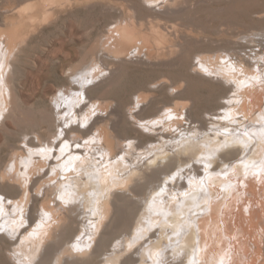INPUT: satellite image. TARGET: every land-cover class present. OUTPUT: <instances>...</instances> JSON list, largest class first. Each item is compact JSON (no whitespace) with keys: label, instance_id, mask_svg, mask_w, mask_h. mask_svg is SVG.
Wrapping results in <instances>:
<instances>
[{"label":"bare ground","instance_id":"1","mask_svg":"<svg viewBox=\"0 0 264 264\" xmlns=\"http://www.w3.org/2000/svg\"><path fill=\"white\" fill-rule=\"evenodd\" d=\"M70 1L38 0L31 7H17L11 28L0 32V119L8 118L13 95L22 102L12 64L17 45L26 41L37 25L50 24L53 18H58V11ZM166 1L141 0L146 6L162 4L167 14L179 10V0ZM67 32L63 31L60 42L58 39L52 48L44 46V59L34 60L32 64L35 77L40 76L38 73L48 60L51 65H60L65 70L69 66L65 81L55 82L59 90L53 94L51 102L44 100L43 94L36 96L50 107L45 130L32 128L20 132L24 137L35 133L37 142H33V135L28 136L33 144H28L26 150L23 145L19 151L16 149L14 170L0 173V187H4L1 190L15 193L7 196V192L0 190V195L6 196L0 197V230H4L1 234L17 232L19 222H25L18 216L29 217L30 228L40 214L39 222L33 227L19 229L25 233L24 241L20 239V246L14 250L19 263L37 260V264H66L74 257L78 264L82 262L79 258L102 254L100 264H136L137 261L141 264H264V47L254 49L255 52L252 49L249 54L240 53L242 56L235 58L232 53L224 52L214 60L199 57L194 70L226 82L234 94L223 100V112L210 114L211 122L206 130L199 127L195 136L181 138L175 143L178 147L174 153L160 150L164 143L157 144L150 150L153 159L140 164L146 159H142L143 154L132 163L127 156L117 157L120 153L109 157V153L116 150L117 142L121 144L120 136L115 134L117 128L110 121L118 111L114 107L108 116L99 115L108 110L110 104L102 97L92 96L91 90L108 82L115 71L105 70L103 61L99 64L95 57L102 54L104 60L108 53L123 60L132 45L137 51L138 45L144 43L151 47L156 40L159 47L164 44L163 36L149 33L133 15H124L97 40L91 49L93 58L88 60L89 57H84L86 53L81 52L83 58L74 62L78 55L75 54L77 31ZM65 45L69 51L64 52L62 59L56 51L66 50ZM167 47L172 50V45ZM222 57L225 62L220 64ZM136 100L137 105L142 103L141 96ZM185 108H188L186 104L183 110ZM183 110L166 107L142 125L150 131L160 125L165 128L163 135L172 134V128L179 129L185 118ZM137 113L138 117L140 113ZM84 124L88 127H83ZM85 132L90 136L86 135L82 142ZM68 135L77 139L72 143L66 138ZM36 143L41 149L33 147ZM121 147L123 145L118 148ZM96 151L101 158L96 156ZM7 197L12 199L9 204ZM13 210L17 212L15 216ZM86 210L95 212L93 223L103 228L98 238H89L88 243L87 239L74 238L69 241L71 245L60 247L58 231L65 230L69 220L75 221ZM135 210H139L138 215ZM120 230L127 233L118 238L110 252L104 253L111 235ZM108 236L110 238L105 239ZM18 251L21 253L17 254ZM67 253L69 258L64 262Z\"/></svg>","mask_w":264,"mask_h":264},{"label":"rangeland","instance_id":"2","mask_svg":"<svg viewBox=\"0 0 264 264\" xmlns=\"http://www.w3.org/2000/svg\"><path fill=\"white\" fill-rule=\"evenodd\" d=\"M37 1L38 0H0V32H7L11 28L10 24L15 20L14 14L17 7H31L33 3ZM162 1H164V3L167 2L166 0ZM177 4L178 6L181 5L179 10H177L178 12H169V14H167L168 12L163 10L162 4L146 6L141 0H71L66 3L64 6L65 8L58 11V18H53L50 24H45L43 26L37 25L36 29L31 30L27 40L17 45L15 55L12 57V64L15 67L14 73H16V80L19 82L18 91L22 102L17 100V97L15 98V95H13L14 100L12 102L11 111L7 116L8 118L5 120L1 117L2 119H0V173L4 170H14V161L16 159L14 153H17L15 152L16 149L19 151L20 146L23 145L26 150L28 144H33L30 142L31 139H28V136L29 138L32 137L31 135L34 137L35 133L24 137L20 132H23L25 129L31 130L32 128H43L42 130H45V126L47 125L45 117H50V107L44 104L42 102L43 100L36 99V96L43 94L42 97H44V100L46 99L48 103L51 102L53 94L57 93L59 90L55 82L65 81V73H67L66 71L69 66L66 67L65 70V68L63 69L60 65H51L49 60L43 64L42 72L38 73L40 75L39 77H35L34 74L32 75L33 61L44 59L43 57L45 55L42 52V49L45 48L44 46H46V48H52V44L57 43L56 41H58L59 37L63 36V31L67 32L70 31V29L75 30L78 36L75 54L80 56L76 55L74 62L83 58L85 53L86 55L84 57H89H86L89 60L93 58L91 49L94 48L97 40L105 35L109 27L116 24V21L124 18V15H133L138 22L143 24V28L147 29L149 33H160L163 36L164 44L158 47L155 43L156 40L151 38L152 41L155 40L152 45L153 47H149L142 43L138 45L137 51H135V45H132L123 60L121 58H113L108 53H105V56L109 59L104 57V60H102V54L95 57L98 59L97 62L99 64L100 60L103 61L105 70L108 69L107 71H110V69H114L115 71H113L114 75L112 74L113 78L111 77L108 82L91 90L92 96L102 97L105 102L110 104L109 108H107L108 110L99 113V115L108 116L107 114H109L114 107L119 113H116L118 115H113L115 118L110 121L111 124H115V128H117L115 134L120 136L121 140L119 141L121 144L117 142L116 150L111 153L112 155L107 151L110 155L109 157L120 153L117 157L121 158L127 156L128 162L132 163L135 157H139L143 154L141 155L142 159H146L142 160L140 164L144 161L145 164H147L153 159L150 150L155 148L157 144L164 143V146L160 148V150L163 149L170 153H174L178 147L175 143H178L181 138L195 136L197 134L195 130L199 127L202 128L201 130H206V127L210 126V114H213V112H223V100H226L228 96L234 94L235 91L229 84L222 80H218L212 76L198 74L194 70V68L197 67L196 63H198L199 57H204L207 60H214L219 53L223 52L225 54L232 53L235 58L237 56H242L240 53L245 55L246 52L249 54L253 51L255 52L257 49L262 50L264 47V0H179ZM128 9L132 11L133 14H129ZM22 43H24L23 46ZM261 43L263 44L261 45ZM170 45H172V50L170 47H167ZM260 46H262V48ZM65 47H67V45H65ZM252 49L253 51L251 52ZM67 50L69 51L68 47L66 50H57L56 54L59 55L58 57L60 58L65 57L64 52ZM79 52L84 54H80ZM225 54H222V56H226ZM104 62L105 65L109 64L108 67L104 65ZM219 62L220 64L224 63V58L222 57ZM193 64L195 66H193ZM198 66L200 67V65ZM45 78H48V82H45ZM138 96H141L142 103L137 105L136 99ZM82 104H84V102H82ZM185 104L188 108L183 110V105ZM166 107H176L180 111L183 110L185 113V118L179 126V129L173 127V133H169L168 135L162 134L165 128L162 129L160 125H155L158 129L154 128L151 131L147 128L144 129L142 122H147L156 117ZM84 108L86 109L88 107ZM136 112H138L137 114L140 113L138 117L137 115L135 116ZM96 114L97 113L94 115ZM142 117L144 119H141ZM87 125L88 124H84L83 127H88ZM166 129L169 130L167 127ZM69 135L66 138L68 140L70 139V142L72 140L73 143L77 138L74 140V136L72 137V135ZM86 135L87 132L83 134L84 138L83 136L82 138L84 140L82 142H85ZM88 136L90 135H87V137ZM58 137L61 138V135L58 134ZM163 138H165L166 142H163ZM34 140L35 141H32L37 142V138L34 137ZM119 145H123V147L118 148ZM34 146L40 147L41 149L40 144L37 145L36 143L33 147ZM96 154V156H100L101 158L102 155H100V153L98 154L97 152ZM13 156L15 158L14 160ZM149 156L150 158L147 159ZM136 161H138V159H136ZM1 188L4 187H0V190ZM8 193H11V190L5 195L13 196L15 194L13 192L11 194ZM5 195L4 197H6ZM4 197L2 196V198ZM39 197L41 198V196ZM7 199L8 197L6 201ZM9 199L11 202L12 199ZM9 199L7 201L8 204L10 203ZM41 201L42 199H40L38 203L40 204ZM39 204H37L38 208ZM51 205H53V203H51ZM129 210L132 212V209ZM12 212H15L14 214L12 213L13 216L17 213L14 210ZM131 212H129V214ZM136 212L138 215L139 210ZM36 213H38V211H36ZM83 213L84 214L81 215L79 214L80 218L77 217L79 220L77 218L75 219V221L78 220L79 222L69 220L66 226L70 227L67 228L65 226V230L61 228L62 230L58 231L60 247H64L68 243V245H71L69 241H71V239L74 240V238L76 240H82L83 238V240L87 239L85 241L86 243L91 239H95L94 237L98 238L97 234L100 235L102 232L101 229L103 228H97V226L94 225L93 218H96L95 212L93 210H91V212L90 210H86L83 211ZM18 219L25 222H19L20 224L17 232L15 231L16 233L5 232L1 234L4 230H0V264H20L15 257L16 251L14 250L24 241L22 238L25 233L19 231V229L22 230L23 228L25 229V227L28 229L30 222L27 220L30 218L21 219V216H18ZM39 219L40 214L34 223L37 224ZM127 219L129 220L130 216ZM128 220H126L127 222L125 221V223L128 224ZM34 223H31V227H33ZM124 225L123 223V227ZM22 226L23 228H21ZM87 228L88 230H83ZM99 229L101 231H98ZM123 229H125V227ZM81 231L83 232L82 234H80ZM120 231L114 233L115 235H111L113 233L108 234L112 237L110 236V242H108V244L106 243L107 247H103V249L105 248L103 250L104 253L105 251L110 252L114 248L113 246L117 244L118 238L121 239L125 236L128 229L127 231ZM76 235H78L79 238ZM109 236L105 239H109ZM56 243H58L57 240ZM91 245H93V242L90 245H86L85 248L89 249ZM87 246L90 247L88 248ZM19 253L21 252L18 251L17 254ZM67 255L68 257H66ZM67 255L63 258L64 262L65 259L67 260L69 258L68 253ZM94 256L93 258L92 256L90 258H88L89 256L85 257V260L79 258V261L82 262H78V264H98L102 262L101 259L104 258L102 254ZM72 259H74V257H72ZM72 259L69 258L66 264H68L69 261V264H73L74 262L77 264L78 259H76V261L75 259L72 261ZM36 262L37 260L34 262H23L22 264H37ZM137 262L136 264H141L140 261V263Z\"/></svg>","mask_w":264,"mask_h":264}]
</instances>
